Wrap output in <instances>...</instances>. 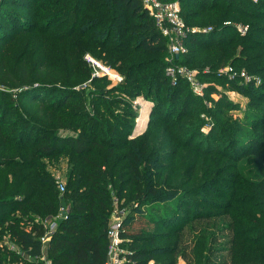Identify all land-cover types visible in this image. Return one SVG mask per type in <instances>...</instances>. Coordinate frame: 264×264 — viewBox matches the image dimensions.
<instances>
[{"label": "trees", "instance_id": "1", "mask_svg": "<svg viewBox=\"0 0 264 264\" xmlns=\"http://www.w3.org/2000/svg\"><path fill=\"white\" fill-rule=\"evenodd\" d=\"M178 2L187 26L211 28L189 32L186 50L175 55L198 79H217L240 43L264 50V0ZM2 25L10 32L0 28V264H42L44 250L51 264H104L113 198L127 208L126 264L208 263L225 232L230 256L218 264H264V133L220 126L228 144L210 143L223 139L211 133L204 143L203 104L189 110L185 79L168 84L167 38L139 0H1ZM262 51L241 60L263 72ZM87 55L120 73V86H83L98 76ZM246 87L255 103L264 99V81ZM118 91L124 96H112ZM137 94L152 107L147 126L131 137L134 122L123 117L134 120L128 98ZM244 113L234 120L264 127L259 110ZM60 207L64 216L44 246L40 237Z\"/></svg>", "mask_w": 264, "mask_h": 264}, {"label": "rangeland", "instance_id": "2", "mask_svg": "<svg viewBox=\"0 0 264 264\" xmlns=\"http://www.w3.org/2000/svg\"><path fill=\"white\" fill-rule=\"evenodd\" d=\"M256 2L257 0H252V2ZM24 14H29V10L27 9H22L21 11ZM246 21L249 20H254L253 17H248L245 19ZM242 25V26H247V25H243V24H236V27ZM1 30H7L9 31L5 25H2ZM10 32V31H9ZM22 33V31L16 33L17 36H20V34ZM9 34V33H8ZM25 35H27V33H24ZM231 36H234V38H236L235 40L237 42H239L238 38L239 36L236 35L235 33H230ZM241 34V33H240ZM260 38H264L263 35H260ZM26 38V37H24ZM262 40V39H261ZM245 44H250V46H253L254 49L250 50V49H246L243 50L242 47L246 46ZM253 43H240L239 46L237 47V50L235 51V55L233 56L234 59H231V57H225L224 58V62H222L217 68H216V75H217V79L212 78V79H198L197 78V82L200 85L201 90H198V92H196L195 90H193V88L191 87V85L187 82V80H185L189 87H186L187 90H189L190 92V107L189 110H193L197 105L203 104V106H200L199 110H200V117L203 118V123L201 124L200 127V132L203 134L202 139L204 141V143L206 142V138L205 135L207 136L209 133L213 134L211 136L216 137V136H221L223 139L221 141L218 140H212V137L209 138V142L213 143L215 146H219V147H223V145H227L228 144V140L226 139L227 135H225L223 132L220 131V126H229L231 127V131L232 134L234 133H238L240 136L243 134V132H248L247 134H250L252 136H258L256 134H262L264 133V127H251V126H242L237 120H234L236 118H244L245 117V113L247 112V110L251 107L255 108L256 110L260 111V114L263 115L262 117H264V99H262V97H258L257 101H259V103H255V98L252 97L250 95V93L253 91L252 88L246 87V86H251V87H256V86H260L261 84H263L264 80V71L260 72V73H256L250 69L247 68V65H252L250 63V59H247L245 61H242V58H250L251 56H253L256 53L261 52L263 49L258 47L257 44H253ZM30 50V49H29ZM19 50H15L12 52L10 59L13 60V62L15 61V59L19 58L18 55ZM262 53L264 54V50L262 51ZM177 55V54H176ZM171 57V56H170ZM232 57V58H233ZM171 60V64L175 65V66H186L183 61L177 57V56H172L170 58ZM257 60V59H256ZM256 60H252V63L254 64L256 62ZM247 64V65H246ZM102 69L98 68V72L99 73H103V74H98L97 78L95 79L96 81H86L83 82V86H87L88 89L90 90H94V89H99V88H106V89H113L115 87L120 86V82H121V75L120 73H118L115 69L112 68H108L104 65L101 64ZM187 67V66H186ZM208 66H206L205 68H207ZM106 68V70L104 69ZM191 70H195L193 68L188 67ZM228 68H232L233 71L235 72V76L234 77H230L231 76V72H228L227 69ZM243 70L249 77L250 80H243V77H241L240 75V71ZM208 71V69H205L203 72ZM226 77L227 79H222L221 77ZM239 80H236L238 79ZM235 79V80H233ZM232 80V81H230ZM88 82V84H87ZM168 84H170L171 86L176 85V83L178 82V80H175L172 76H168L167 79ZM208 84H210L211 86H213V89H209V90H204V87H206ZM77 88V87H75ZM166 86L163 88V90H165ZM124 96V93L118 91V92H114L112 93V96ZM129 102L132 103L133 107L135 108V112H136V116L133 119H129L128 117H123L121 114L120 116L124 118V120L126 122L132 120V122H134L135 124V120L139 118V120L141 121V125L144 124L145 127L147 126V122L150 119L149 117V113L152 107V102L150 100H148L147 98H145L143 96V94H137L134 97H129L128 98ZM138 100V104H135V101ZM221 101V102H218ZM180 104V100L178 102V105ZM180 106V105H179ZM178 106V107H179ZM124 110L123 107H120ZM214 110V112H213ZM229 110V111H228ZM228 111V112H227ZM226 112V113H225ZM247 121L248 122H254L253 119L250 117V113H247ZM152 120H154V118H152ZM133 124V128L131 131L130 136L133 137L135 136L139 131H135L137 129H139V125H137L136 127ZM140 124V123H139ZM144 126H141L140 130H143L145 128ZM240 128V129H239ZM239 131H235L238 130ZM250 132V133H249ZM253 132V133H252ZM200 135L194 137L192 140H194L195 138H201ZM247 137H249L247 135ZM247 137L244 136V138L247 140ZM264 145V143H263ZM262 145V146H263ZM234 146V145H233ZM226 159V158H225ZM243 168L245 170H248L249 168V163L244 162L243 163ZM63 182V180H60ZM227 186V185H225ZM160 229H163L164 227H159ZM228 232H225L223 235H217V241L213 243L214 246V250H216V252L214 253V255H212L210 257V262H202L199 264H218V262H221L220 260L226 261L229 260V256H230V249H231V245H230V237L228 235ZM5 237V236H4ZM5 239L7 238H4ZM5 243H7L5 241ZM9 243V242H8ZM10 246V245H9ZM12 246V245H11ZM225 256V259L223 258ZM153 260V259H151ZM154 261V260H153ZM157 263V262H156ZM196 264L195 262L192 263H188V261L186 259L183 258H178L177 264Z\"/></svg>", "mask_w": 264, "mask_h": 264}, {"label": "built area", "instance_id": "3", "mask_svg": "<svg viewBox=\"0 0 264 264\" xmlns=\"http://www.w3.org/2000/svg\"><path fill=\"white\" fill-rule=\"evenodd\" d=\"M142 4V7L146 10L147 14L153 19L156 27L160 30L161 34L167 38V50L171 54V57L183 53L186 50V46L184 45V37L189 33L193 32L198 28H192L186 25L184 20L180 15V5L178 0L171 1H162V0H139ZM247 29V26L239 25L237 26V30L243 34ZM204 31V30H203ZM170 57V58H171ZM170 58L167 60V65L165 67V72L169 76H172L175 80L178 78H183L187 80V82L191 85L193 90L198 92L201 90L199 83L197 82L196 70H191L186 66H175L171 64ZM87 61L94 68H101V64L95 61L90 56H86ZM106 70V68H104ZM228 72H231L230 77H234L236 74L232 68L227 69ZM95 74H103L95 71ZM241 77L243 80H250V77L243 71H240ZM6 90V88L0 84V91ZM135 104H138V100L135 101ZM140 123V124H139ZM139 125V129L135 131H139L140 133L141 121L138 119L135 120L134 126ZM58 188L60 191L64 189V183L59 182ZM113 208L109 216V222L106 229L107 236V250H106V260L104 264H126L127 258L125 256V249L122 246V236L120 234V230L122 228L123 218L127 212L126 206L123 205L122 200L118 198H113ZM64 208L60 207L59 213L52 217V220L46 225L47 229L45 233L40 237V240L44 246L46 242L50 239L51 234L56 226V218H60L64 216ZM44 250V249H43ZM42 252L41 260L42 264H51L47 255ZM147 264H158L153 260H149Z\"/></svg>", "mask_w": 264, "mask_h": 264}, {"label": "water", "instance_id": "4", "mask_svg": "<svg viewBox=\"0 0 264 264\" xmlns=\"http://www.w3.org/2000/svg\"><path fill=\"white\" fill-rule=\"evenodd\" d=\"M1 1V0H0ZM211 28L210 27H207V28H203V29H196V30H194V31H200V30H204V31H208V30H210ZM193 31V32H194Z\"/></svg>", "mask_w": 264, "mask_h": 264}, {"label": "crops", "instance_id": "5", "mask_svg": "<svg viewBox=\"0 0 264 264\" xmlns=\"http://www.w3.org/2000/svg\"><path fill=\"white\" fill-rule=\"evenodd\" d=\"M141 126H144V127H145V125H144V124H142ZM140 129H141V128H140ZM141 131H142V130H141ZM141 131H140V132H141ZM136 135H137V134H136ZM44 253H45V252H44ZM45 254H46V253H45ZM180 264H181V263H180Z\"/></svg>", "mask_w": 264, "mask_h": 264}]
</instances>
